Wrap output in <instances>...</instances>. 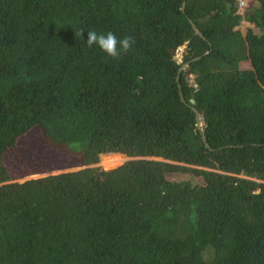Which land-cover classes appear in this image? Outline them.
I'll return each instance as SVG.
<instances>
[{
	"label": "trees",
	"instance_id": "trees-1",
	"mask_svg": "<svg viewBox=\"0 0 264 264\" xmlns=\"http://www.w3.org/2000/svg\"><path fill=\"white\" fill-rule=\"evenodd\" d=\"M33 129L86 168L11 182ZM0 264H264V0H0Z\"/></svg>",
	"mask_w": 264,
	"mask_h": 264
},
{
	"label": "rangeland",
	"instance_id": "rangeland-1",
	"mask_svg": "<svg viewBox=\"0 0 264 264\" xmlns=\"http://www.w3.org/2000/svg\"><path fill=\"white\" fill-rule=\"evenodd\" d=\"M241 8L239 9V13H242ZM247 27H250V25L245 22H242L239 26L240 29H244ZM181 52L182 50H179V53L176 56L178 62H180ZM47 150L48 148L42 141L40 131L38 129H33L27 135L21 137L17 144V147L15 148V155L19 157V161L22 164V167L17 168L14 162L11 161L10 163V167L12 168L11 182H23L29 179L39 178L49 174H61L66 172H73L83 168V166L81 165L73 164L74 161L72 160L66 161L67 163H70L69 167L65 166L64 168H62L61 166L63 165V163L61 164V160L59 158L55 159L53 156H51L52 158L51 162L50 160L47 161L46 158L49 153V151L47 153ZM112 157L114 156H112L111 154L101 155L95 167H99L103 170H109L116 168L128 162L129 160L133 159L125 155H121V157H117L120 158V161L117 164L112 166H105V162L108 161V158H112ZM44 161L46 163H44ZM158 161H163V160L160 159ZM40 165H44L45 168H41ZM34 169H44V170H39V171L35 170L34 172H32V170ZM194 169L200 171H208L207 169H203L199 167ZM168 178L175 181H187L192 185H201L203 183L202 175L197 176L191 173L170 174L168 175Z\"/></svg>",
	"mask_w": 264,
	"mask_h": 264
},
{
	"label": "clouds",
	"instance_id": "clouds-1",
	"mask_svg": "<svg viewBox=\"0 0 264 264\" xmlns=\"http://www.w3.org/2000/svg\"><path fill=\"white\" fill-rule=\"evenodd\" d=\"M83 31L76 33L80 37ZM134 40L131 37H123L117 40V37L112 32L98 33L95 30L87 32L86 45L92 47L95 45L101 52L113 59L119 58L122 54L131 50ZM119 45V47H118Z\"/></svg>",
	"mask_w": 264,
	"mask_h": 264
},
{
	"label": "water",
	"instance_id": "water-1",
	"mask_svg": "<svg viewBox=\"0 0 264 264\" xmlns=\"http://www.w3.org/2000/svg\"><path fill=\"white\" fill-rule=\"evenodd\" d=\"M182 7H183V9H184V3H183V6H182ZM191 25H192V28H193L194 32H195L199 37L202 38L201 33H200L199 30L194 26V24L191 23ZM179 50H183V48H179ZM198 59H199V58H197V59H195V60H198ZM187 67H188V64H182L181 67H180V69H179V71H178V75L180 74L181 71L186 70ZM192 79H194V78L192 77ZM177 82H178V77H177ZM178 89H179V97H180L181 102H182L183 104H186V102H185V100H184V98H183V95H182V91H181V87H180V85H178ZM190 103H191V104H194V101L191 100ZM192 109H193L194 113L196 114V126L200 129L201 126H202V124L204 123V118L201 116V114H200L195 108H192ZM201 136H202V137H201V138H202V141H203L204 143H206L205 138H204V135H203L202 132H201ZM206 147L208 148V145H206ZM153 160H160V159H154V158H153ZM120 166H121V165H120ZM83 168H86V167H83ZM83 168H82V169H83ZM80 170H81V169H80ZM109 170H110V169H109ZM77 171H78V170H77Z\"/></svg>",
	"mask_w": 264,
	"mask_h": 264
},
{
	"label": "built area",
	"instance_id": "built-area-1",
	"mask_svg": "<svg viewBox=\"0 0 264 264\" xmlns=\"http://www.w3.org/2000/svg\"><path fill=\"white\" fill-rule=\"evenodd\" d=\"M239 6H240V8L243 7L244 6V2L243 1H240L239 2Z\"/></svg>",
	"mask_w": 264,
	"mask_h": 264
}]
</instances>
